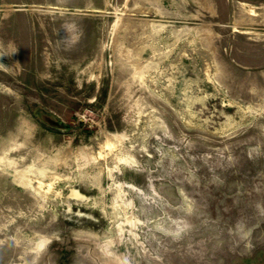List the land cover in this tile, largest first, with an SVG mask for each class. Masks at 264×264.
Instances as JSON below:
<instances>
[{"label": "rangeland", "instance_id": "374dc122", "mask_svg": "<svg viewBox=\"0 0 264 264\" xmlns=\"http://www.w3.org/2000/svg\"><path fill=\"white\" fill-rule=\"evenodd\" d=\"M0 264H264V0H0Z\"/></svg>", "mask_w": 264, "mask_h": 264}]
</instances>
